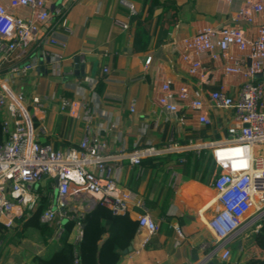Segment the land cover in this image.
Here are the masks:
<instances>
[{
	"label": "crops",
	"instance_id": "0c3cea01",
	"mask_svg": "<svg viewBox=\"0 0 264 264\" xmlns=\"http://www.w3.org/2000/svg\"><path fill=\"white\" fill-rule=\"evenodd\" d=\"M124 1L125 4L121 0H45L50 10L61 11L56 36L66 45L46 43L43 29V37L31 42L21 59L10 57L2 61L0 75L4 78L6 93L10 97L24 95L20 105L24 123L34 142L40 145H50L65 153L78 152L90 124L92 134L107 144L109 157L106 161L108 173L101 176L96 172V175L115 182L113 195L130 204L131 219H137L138 206L143 205L160 224L155 235L138 232L132 251L119 264H188L189 260L191 264H214L215 257L207 260L209 250L201 249V244L210 239L206 225L218 205L212 187L218 172L212 147L230 141L227 130L237 125L234 110L218 109L207 99L204 113L210 124L203 125L195 113L187 109L189 101L178 102L177 112L164 111L157 103L158 89L169 81L175 89L181 86L190 90L199 88L205 97L223 89L228 96L237 99L246 77L227 74L225 60L222 57L214 59L208 53L200 55L202 73L190 75L189 64L182 59L183 41L205 29L226 26H237L255 35L264 22V12L254 14L251 8L262 0ZM150 2L158 5L150 17V46L147 52L133 54L135 24L138 18L147 17ZM0 4L7 5L8 0H0ZM241 11L249 14L242 17ZM12 12L25 18L30 15L27 9H13ZM54 53L61 57L60 76L54 74ZM230 53L236 57L241 55L235 48ZM148 57L151 62L146 64ZM26 63L34 64L35 69L26 74L13 70ZM260 74H263L261 78L254 77L256 82L264 81V72ZM62 100L69 102L65 109L61 107ZM133 102L134 112L131 111ZM86 112L90 116L88 121L84 119ZM1 116L9 119L7 109ZM172 135L181 153L165 152L164 147ZM196 145L201 147L199 154L193 150ZM258 152L260 150L254 148V153ZM182 153L203 155L204 164L199 173L181 166L184 158L177 155ZM164 155H169L170 161L165 162ZM133 156L140 157L141 165L131 163ZM156 157L160 159L154 160ZM178 160L180 166L176 164ZM150 179L156 186L150 187ZM48 181L50 179H43L32 186L30 194H35L34 189L45 186ZM164 191L169 196L165 197ZM99 197V194L93 195L92 201ZM145 197L164 202L169 208L168 216L183 217L182 230L186 237L179 246H175L174 230L165 228L166 222L158 220L144 205ZM85 206L89 211L88 205ZM66 208L80 210L69 203ZM22 210L15 208L18 214ZM175 222L174 219L171 228L176 226ZM263 223L261 221L260 226ZM78 231L75 226L70 243ZM252 233L248 230L233 241L237 264L250 263V258L246 260L243 254L241 242ZM54 236L43 245L45 253L38 256L51 254L59 248V239ZM105 245L104 237L99 250L102 255L107 252ZM194 254L198 258L196 262H192ZM252 259L253 264H264L256 253Z\"/></svg>",
	"mask_w": 264,
	"mask_h": 264
},
{
	"label": "built area",
	"instance_id": "2783aa9c",
	"mask_svg": "<svg viewBox=\"0 0 264 264\" xmlns=\"http://www.w3.org/2000/svg\"><path fill=\"white\" fill-rule=\"evenodd\" d=\"M121 2L125 4L124 0ZM13 9H27L30 15L21 17L13 13ZM132 12L135 13L134 10ZM251 12L263 13L264 0L253 5ZM248 14L247 11L239 13L242 17ZM60 15L61 11L50 10L45 0H8L7 5L0 4V63L10 57L21 59L26 47L43 37V29L46 43L65 47V42L59 41L56 36L57 18ZM183 44L185 51L182 59L189 64L190 75L199 76L202 73L200 55L208 53L214 59L222 57L225 60L224 71L227 74L246 77L237 99L228 96L223 89L212 91L205 97L199 88L190 90L181 86L175 89L169 81L158 89L157 103L164 111L177 112L180 109L178 102L189 101L187 109L192 110L203 125L210 124L204 113L207 99L218 109L234 110L237 125L227 130L230 141L226 145L212 147L213 161L218 170L212 187L218 205L207 224L210 239L201 244L202 250H209L207 260L217 257L221 262H226L233 255L234 250L230 247L233 241L248 230L256 232L261 227L260 222H264V152L261 151L264 148V81L254 80L255 75L264 72V22L255 35L237 26L208 28L184 40ZM232 48L241 55H232ZM60 58L58 53L52 54L54 74L57 76L61 74ZM150 62L151 57H148L146 64ZM34 69V64L26 63L13 70L26 74ZM23 101L22 93L10 97L0 78V114L7 109L9 115V119H2L4 139L0 142V222L11 228L15 225V218L20 217L27 208H32L37 196L30 194V191L43 179L58 180L57 186L52 185L54 193L50 194L51 204L40 218L42 223L56 227L54 237L57 239L63 232L60 222L83 216L88 211L85 205L91 208L95 203H100L115 215L130 213V204L113 195L115 182L96 175V172L101 176L108 173L106 161L109 157L107 144L92 134L90 124L79 143L78 152L65 153L50 145H40L34 142L24 123L20 109ZM68 104V101L62 100V109ZM131 111H135L134 102ZM89 118L86 112L84 119L88 121ZM164 148L167 153L182 152L173 135ZM200 148L196 145L193 150L199 154ZM254 148L260 152L254 153ZM130 161L134 165H141L139 156L131 157ZM96 194L100 197L92 201ZM67 203L83 210L69 211ZM15 208H23V212L18 214ZM138 208V232L157 234L160 224L143 205ZM76 226L79 231L71 243L75 264L78 263L77 247L82 235L81 222L78 221ZM172 228L177 236V247L186 236L182 228Z\"/></svg>",
	"mask_w": 264,
	"mask_h": 264
},
{
	"label": "trees",
	"instance_id": "16d2710c",
	"mask_svg": "<svg viewBox=\"0 0 264 264\" xmlns=\"http://www.w3.org/2000/svg\"><path fill=\"white\" fill-rule=\"evenodd\" d=\"M169 5H171V3H169ZM150 6L151 8L147 17L144 20L138 18L136 21L131 45V52L133 54L147 52L149 49L151 41V33L149 30L150 17L152 16L154 8H157L158 5L155 6L150 2ZM3 139L2 116L0 114V142H2ZM177 157L184 158V162L181 166L184 167L185 170L193 168L195 173H199L204 164L203 155L198 157L196 154L182 153L177 155ZM163 158L165 162L170 161L169 155H164L162 159ZM155 159H160V157H156L154 160ZM176 164L180 166L179 160ZM53 184L54 181L50 180L45 186H38L35 189L34 193L37 197L33 207L29 211L25 210L20 217L15 218V225L13 227H6L0 222V241L6 239L8 233L14 232L18 239H21L28 230H34L39 233L43 244H46L47 241L55 235V226H50L40 221L42 214L51 204L50 194L53 191ZM149 185L152 188L156 186V183L150 179ZM164 195L165 197L169 196L167 191H164ZM144 205L158 220L165 221V228L171 231L173 230L171 224L174 219L176 221V226L180 228L185 224L183 217L177 218L167 215L169 208L164 202L158 203L157 200H150V198L145 197ZM78 221H80L82 225V235L77 247V264H119L127 255L123 252L131 245L138 233V222L137 220L131 219L130 213L115 215L111 210L100 205V203H95L89 211L83 214V216L74 219H63L60 222L63 232L59 237V248L53 253L45 256H33L30 264H75L74 247L69 242V238ZM104 237L106 238L105 248L107 252L102 255L99 253V250ZM231 246L236 250L235 244L230 245V247ZM241 248L242 251H244L243 254L246 256V260L250 258L249 264L254 263L252 259L253 253H256L258 257L264 260V223L256 232L243 239ZM146 249H149L148 245H146ZM197 260L198 258L196 254H194L192 262H196Z\"/></svg>",
	"mask_w": 264,
	"mask_h": 264
},
{
	"label": "rangeland",
	"instance_id": "374dc122",
	"mask_svg": "<svg viewBox=\"0 0 264 264\" xmlns=\"http://www.w3.org/2000/svg\"><path fill=\"white\" fill-rule=\"evenodd\" d=\"M1 78L2 80L4 79L3 76H1ZM52 193H54V190ZM80 209L81 211L83 210V208ZM27 210L29 211L30 209ZM78 211L80 210L78 209ZM43 245L39 233L34 230H28L25 236L21 239H18L14 232L8 233L6 239L0 241V264H30L34 255H42L45 253ZM235 261V249L232 258L229 261L221 262L217 257L212 260L214 264H230L235 263ZM188 264H191L190 260L188 261Z\"/></svg>",
	"mask_w": 264,
	"mask_h": 264
},
{
	"label": "water",
	"instance_id": "95a60500",
	"mask_svg": "<svg viewBox=\"0 0 264 264\" xmlns=\"http://www.w3.org/2000/svg\"><path fill=\"white\" fill-rule=\"evenodd\" d=\"M75 61H79V60L78 59H75ZM262 76H263V74H257V75H255L256 78H261ZM54 182H55V186H57L58 180L55 179ZM55 192H56V190H55ZM132 248H133V242L131 243V245L123 253L124 254H128L129 252L132 251ZM210 264H212V263H210Z\"/></svg>",
	"mask_w": 264,
	"mask_h": 264
},
{
	"label": "bare ground",
	"instance_id": "6f19581e",
	"mask_svg": "<svg viewBox=\"0 0 264 264\" xmlns=\"http://www.w3.org/2000/svg\"><path fill=\"white\" fill-rule=\"evenodd\" d=\"M262 150H264V148H261ZM216 178V177H215ZM215 180V179H214ZM214 182V181H213Z\"/></svg>",
	"mask_w": 264,
	"mask_h": 264
}]
</instances>
